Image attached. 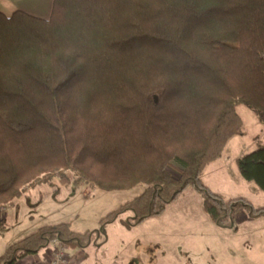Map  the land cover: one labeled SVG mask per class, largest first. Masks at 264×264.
Segmentation results:
<instances>
[{
	"label": "trees",
	"instance_id": "16d2710c",
	"mask_svg": "<svg viewBox=\"0 0 264 264\" xmlns=\"http://www.w3.org/2000/svg\"><path fill=\"white\" fill-rule=\"evenodd\" d=\"M242 105L264 125V0H54L48 20L0 12V212L55 171L102 192L146 187L101 228L43 227L0 264L55 241L96 245L119 216L132 213L128 228L160 217L187 188L218 227L264 218V205L203 180L245 134ZM237 168L264 192V143Z\"/></svg>",
	"mask_w": 264,
	"mask_h": 264
},
{
	"label": "rangeland",
	"instance_id": "374dc122",
	"mask_svg": "<svg viewBox=\"0 0 264 264\" xmlns=\"http://www.w3.org/2000/svg\"><path fill=\"white\" fill-rule=\"evenodd\" d=\"M237 111L245 126V135L242 138L245 145L251 144L253 142L251 138L255 136L261 137L264 142V125L258 122L255 113L244 105L239 106ZM240 139L239 136L233 138L231 144ZM220 166L222 162L210 165L203 180L213 191L227 195L232 192V188L226 175L214 172V170H223L225 167ZM229 169L231 170V167ZM168 171L179 178V174L172 166L168 167ZM74 179V174L69 171H55L52 184L38 185L29 189L25 196L17 200L9 210L8 220L0 224V235L4 238L12 237L18 241L43 227L63 223L69 224L73 231L79 233L95 231L101 228L102 219L142 194L146 188L138 186L127 191L102 192L88 184L75 187L73 186ZM255 202L256 205L261 204L258 201ZM159 219L155 228L160 230L158 233L160 238L156 237L157 241L152 243L155 251L146 254V260L138 264H224L212 249H208L202 243L203 233L208 226L211 225L209 228L218 226L205 212L202 198L196 190L187 188L173 203L168 205L167 210ZM108 225H105L104 230L106 240L110 233V242L103 249L98 250L101 259L113 255L118 248L115 244L116 239L113 238L112 229L114 228L108 232L106 230ZM141 233V228H137L128 238L131 239L134 235ZM144 248L143 243V245H138L134 251L132 245L127 252L129 254L125 255L131 258L134 256L142 258ZM93 249L96 251V248L90 246L85 251L90 253ZM244 253L245 250L240 251L239 257L235 259L236 264H245L246 254ZM248 254L249 262L250 258L252 259L251 264H264V230L258 234ZM114 257L116 258L117 254H114Z\"/></svg>",
	"mask_w": 264,
	"mask_h": 264
},
{
	"label": "crops",
	"instance_id": "0c3cea01",
	"mask_svg": "<svg viewBox=\"0 0 264 264\" xmlns=\"http://www.w3.org/2000/svg\"><path fill=\"white\" fill-rule=\"evenodd\" d=\"M53 3L54 0H0V12L10 16L16 11H21L39 19L48 20L52 14ZM244 135L239 136L241 138L240 141L233 144H231V140L238 136H235L230 140L224 158L218 161L222 162V166L220 167H225L223 170H214V172L217 174L221 173L220 175H226V179L232 188V192L229 193L228 191L229 194H224L227 198L248 197L254 204L256 203L255 201H258V203H261L259 205L263 206L264 192L261 191L254 182H249L242 177L237 169V160L255 150L258 147L259 142H264L261 137L255 136L251 138L253 141L251 144L245 145V141L242 139ZM228 153H230V155H228ZM229 167H231V170ZM11 208L12 207L0 212V224H2L3 221L5 222L8 220V216L10 215L8 212ZM132 217V213H126L125 215L119 216L106 227L108 232L111 228H114L112 229L113 238L116 239L115 244L118 245V248L114 253L117 254L116 258L113 254L101 259L98 254V250L103 249L104 246L110 242V233H108L107 240H98L96 245H90L91 247L96 248V251L93 249V252H86L85 250L90 248V246L86 248L71 249L62 245L60 242L55 241L39 253L28 255L16 264H53L55 255L59 250H63L64 253L77 264H136V261L138 264L140 261L143 262V260H146L147 258L146 254L155 251V249L152 248V243L157 241V238H160V235L158 234L160 230H156L155 228L157 221L160 219L159 217L151 218L139 225L128 228L123 221ZM209 226L203 233L204 236H202V243L206 245L208 249H212L213 253L219 257L221 262L224 264H236L235 259L239 257L240 251L245 250V264H251L250 262L252 259L250 258L249 262L248 253H250V249L252 248L258 234L264 230V218H251L245 213L239 216L230 228H209ZM137 228H141L142 233L134 235L131 239L128 238L134 230H137ZM15 242L17 241L12 237L4 238L0 235V256H2ZM143 243L145 245V248L142 251L144 257L141 258L140 256H134L131 258V256L125 255L129 252L132 245L135 251L138 245H143ZM135 259L137 260L134 261Z\"/></svg>",
	"mask_w": 264,
	"mask_h": 264
},
{
	"label": "built area",
	"instance_id": "2783aa9c",
	"mask_svg": "<svg viewBox=\"0 0 264 264\" xmlns=\"http://www.w3.org/2000/svg\"><path fill=\"white\" fill-rule=\"evenodd\" d=\"M53 264H77V263L71 260V258L67 254H65L63 250H59L55 255Z\"/></svg>",
	"mask_w": 264,
	"mask_h": 264
}]
</instances>
